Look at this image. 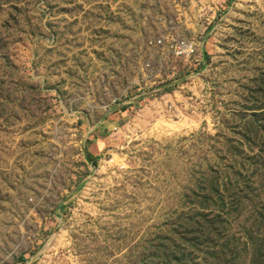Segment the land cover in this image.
<instances>
[{
	"label": "rangeland",
	"instance_id": "obj_1",
	"mask_svg": "<svg viewBox=\"0 0 264 264\" xmlns=\"http://www.w3.org/2000/svg\"><path fill=\"white\" fill-rule=\"evenodd\" d=\"M213 183L264 264V0H0V264H174Z\"/></svg>",
	"mask_w": 264,
	"mask_h": 264
},
{
	"label": "trees",
	"instance_id": "obj_2",
	"mask_svg": "<svg viewBox=\"0 0 264 264\" xmlns=\"http://www.w3.org/2000/svg\"><path fill=\"white\" fill-rule=\"evenodd\" d=\"M231 1L232 0H228L229 3ZM173 86L174 85H168L166 89ZM86 158L91 164L96 165L95 159L90 154H87ZM242 170L245 171L244 168H242ZM226 185H229V188L225 187ZM226 185L222 184L220 186V191L219 185L213 183L208 186V188H204L206 189L207 197H204L201 202H190V205L196 207L197 210L194 213L195 218L186 219L185 228H187L189 232H184L179 238L181 249L173 247L175 250L168 253L169 255L167 257L169 262L172 261L174 264H181V259L178 257H182V253L185 250L188 251V255L197 254L203 256L204 260H207L208 262L210 261L214 264L217 263V260H221L223 257L231 258L232 255H234L233 252L227 254V245L217 244H220L219 242L224 240L221 239V234L222 232H225V227L229 226L228 221L230 220L232 213L239 212L241 207L240 204L250 200L246 196L238 197V194L234 195L235 197L232 195L229 196L228 193L230 190L233 189L237 191V193H241V190H239L235 183ZM249 185L252 184L249 183ZM255 213L256 216H251V219L249 218L245 225L248 224L249 226H252V224H256L264 219L263 214L258 213L257 210H255ZM243 230L245 231L247 241L253 246L251 250L253 264H257L260 262V259L263 258V254H261L260 248L254 244L255 241H253L252 235L248 234V230H246V228H243ZM179 250H181L182 253H180Z\"/></svg>",
	"mask_w": 264,
	"mask_h": 264
},
{
	"label": "built area",
	"instance_id": "obj_3",
	"mask_svg": "<svg viewBox=\"0 0 264 264\" xmlns=\"http://www.w3.org/2000/svg\"><path fill=\"white\" fill-rule=\"evenodd\" d=\"M168 48L176 57H188L194 52L193 45L185 40H173Z\"/></svg>",
	"mask_w": 264,
	"mask_h": 264
}]
</instances>
